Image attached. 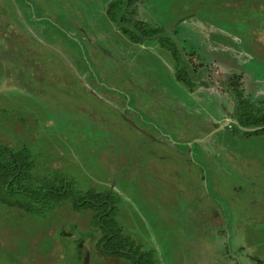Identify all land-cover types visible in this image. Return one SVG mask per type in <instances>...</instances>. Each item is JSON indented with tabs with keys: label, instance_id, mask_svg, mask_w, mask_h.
Returning a JSON list of instances; mask_svg holds the SVG:
<instances>
[{
	"label": "rangeland",
	"instance_id": "rangeland-1",
	"mask_svg": "<svg viewBox=\"0 0 264 264\" xmlns=\"http://www.w3.org/2000/svg\"><path fill=\"white\" fill-rule=\"evenodd\" d=\"M89 1L80 3L83 10L88 9L82 27L89 37L95 34L93 30L98 32L99 44L114 40L119 45H125L126 39L116 30L122 26L127 30L132 25L131 20L139 19L141 21L137 22L140 24L146 20L148 27L160 30L168 31L176 26L175 36L167 40L169 45L172 43L177 50L181 47L184 52L195 54L206 65H218L213 66L215 72L204 74L197 82L200 91H210L211 94L206 92L203 97L206 98L205 102H199L198 107L195 105L193 111L197 113V118L194 122H204L209 117L218 120L222 100L230 102L229 105L223 102V114L231 117L233 101L220 85L221 80L230 83L234 78L235 85L242 87L246 94L252 93L249 95L250 104L258 100L255 84L258 81L264 86V55L256 53L258 49L254 52L252 49L253 43L261 38L259 35L264 36L260 28L259 32L255 30L254 33L252 27L264 23V6L260 11L249 10V6L251 9L259 8L264 0H241L244 3L241 8L227 5L228 2L224 0H212L218 5L217 8L202 6V0H198L194 4L196 7L190 10H187L190 0H131L125 12L119 9L121 4L117 3L121 1L117 0L110 16L105 5L114 0H96L95 6ZM36 2L0 0V8L6 13L5 16L0 14V18L15 23L11 30L26 41V46H31L29 40L42 45L47 57L51 58V50L57 51L55 63L60 69L56 70L65 72L67 83L75 87L81 85L83 90L88 88L93 101L89 106L87 102L66 103L68 96L64 97L65 92L60 88L55 95L49 96L52 92L39 87L36 82L23 84L19 79L13 80L10 76L16 77V72H10L9 76L3 69L2 62L6 59L2 55L7 54L0 50V144L29 146L39 171L59 172L62 178L72 183L74 190L86 193L100 187L113 188L116 195L110 196L116 198L119 204L117 219L124 226L125 234L141 244L143 251L153 254L139 264H264V167H260L261 173L256 174L259 166L253 171L247 165L252 158L260 162L264 160V133L248 136L232 124L226 125L224 131L217 134L218 137L223 135L227 148L226 160L219 159L223 160L225 166L222 168L226 176L225 186L213 191L208 169V188L201 186L196 177L199 174L197 165L189 160L186 163L190 171L174 168V160L165 157L176 153L183 157V146H177L174 152L172 148L161 145L159 151L154 144H149V140H142L139 134V130H150L148 120L153 121L151 129L157 131L160 118L163 119L164 115L175 122L180 119L190 122L192 118L185 112H192L190 106L194 97L200 98L199 93L191 94L181 82L172 80L173 55L163 49L166 39H153L144 48L136 44L133 49L138 52L135 69L129 72L126 79L110 78L109 74L120 73L116 62H111L115 65L112 70L111 63L108 67L98 65V60L104 59V53L93 48L89 42L78 40L80 37L74 29L76 16L73 11H66L64 18H57L58 13L52 10L41 14ZM65 2L68 3V0ZM256 2L257 6L253 7L252 4ZM188 14L190 16L185 17ZM182 16L185 18L180 20ZM255 16L258 19L250 21ZM120 17H123V24L118 19ZM43 26L48 28L46 32L41 31ZM19 28L23 33L18 31ZM4 30L5 27H0V33ZM0 41L4 43V37L0 36ZM117 48L121 49L120 46ZM33 54L29 50L25 56L31 57ZM202 62L195 63L201 67L204 65ZM84 64L93 65L95 71L89 73L90 68ZM220 68L237 74L222 73ZM181 76L187 78L182 71ZM37 79L40 78L37 76ZM65 81H60L62 89L68 85ZM85 81L92 82L93 86L86 85ZM45 82L49 81L45 79ZM117 96L121 101L126 99L130 112L122 103L113 100ZM261 98L264 99V94ZM52 104L57 107L56 110L49 107ZM158 106L164 107L159 109ZM94 111L98 112L97 116L93 115ZM103 116L110 120L111 125L104 121ZM68 121L71 123L68 124ZM171 131L168 129L165 133ZM160 132L152 133V137L159 139L162 136ZM173 132L167 135L170 142L175 143L179 135L176 130ZM196 135L198 131L190 129L182 137ZM137 138L148 145L146 151L142 152L144 144L139 146ZM138 146L141 148H135ZM196 151L194 148V160L198 161L200 158ZM124 152H133L135 161L120 165L116 158ZM141 161L146 163L148 169L141 168ZM151 163L154 164L150 167ZM196 186L195 192L193 189ZM199 188L204 194L215 195H211L215 205L226 211L225 227L232 233L231 250L236 256L235 263L220 257V248L214 246L219 242L215 240L219 222H211L207 218L209 215H200L206 205H201ZM43 211L31 214L17 208L0 207V264H109L105 260L113 264L133 262L102 254L98 241L100 237H91L96 231L92 224V209L77 210L72 200L68 199L51 203ZM208 241L209 247L204 245ZM212 252L219 256V260L205 263Z\"/></svg>",
	"mask_w": 264,
	"mask_h": 264
},
{
	"label": "flooded vegetation",
	"instance_id": "flooded-vegetation-1",
	"mask_svg": "<svg viewBox=\"0 0 264 264\" xmlns=\"http://www.w3.org/2000/svg\"><path fill=\"white\" fill-rule=\"evenodd\" d=\"M37 5L40 8V13L42 14L43 11H47V10H52L54 13L57 12L58 16L57 18H64L66 16V11L69 12V10H72L74 13L75 17V32L76 35H78V40L80 41L82 39L81 42H89L90 44H92L93 48L95 49H99L101 51H103V57L104 61H102L101 59L98 60V65L99 66H106L108 67V64H110L111 62L115 61L117 64V68H119L120 73L117 74H109L108 77L110 78H115V77H120V78H127V76L130 74L129 72L131 70H133V68L135 69L134 65L137 63V59H138V52L137 50H133L135 48L136 44H140L143 48L144 46H146V44L153 40V39H165L167 34H170V39L172 40L173 37L175 36V33L177 32L176 26H174L171 30H160L158 28H153V27H148L145 24V28H149V29H158V33L155 35H143L142 31L140 30H136L134 24L137 21H141V20H134V21H130L131 22V26L130 28L127 29V31L124 28V26H122V28L117 29L116 31H119L124 38L126 39V43L125 45H119V43L115 42L114 40L112 41H105V44H99L98 38H99V34H97L98 32H95L93 30L92 33H95L93 36L91 35L90 37L88 35L85 34L86 30L84 29L83 26V19L84 16L86 15V11L88 12V9L83 10L81 8L80 3H86V0H68V3L65 2V0H36ZM96 0H90L89 3L94 4V6L97 4L95 2ZM117 0H114L112 2L107 3L106 6V11L108 10L109 6L111 3L116 2ZM121 1V7L120 9L123 10V12H125L127 10V8L130 7L131 5V0H120ZM198 0H190L188 1V5L189 8H187V10L189 9H193L194 7H196L194 4H197ZM218 1V0H217ZM226 1V3L228 2L227 5H232V6H239L244 7V3L241 0H224ZM77 3V5H74V3ZM94 2V3H93ZM202 6H218L217 4H215V1L212 0H202L201 1ZM211 3V4H210ZM253 7L257 6V2L252 4ZM93 6V7H94ZM262 6H264V3H261L259 5V8L255 7L254 9H251V6H249V10H256V11H260L262 10ZM92 7V8H93ZM185 8V7H184ZM217 8V7H216ZM90 9V8H89ZM28 11V9H27ZM29 13H31L30 11H28ZM108 13V12H107ZM0 14L2 15H6L4 10H1L0 8ZM0 15V16H1ZM190 14L186 15L185 17H189ZM184 17V18H185ZM31 18H32V14H31ZM183 16L181 17L180 20H182ZM183 18V19H184ZM43 19V18H42ZM119 21L122 20L121 18H118ZM255 19H258V17H253L250 18V21H253ZM111 22V21H110ZM144 23H146V20L144 21ZM207 23V22H205ZM13 24H15L13 21L6 19V18H0V27H5V32H1L0 36L4 37V43L3 41H0V50H4L6 52L7 55H2V57L5 56L6 60H3L2 62V67L3 69L6 70V73L9 75L10 72L15 71L16 72V77L10 76L12 77V79L18 81L21 80L23 82V84H26L28 82H36L38 84L39 87H44L45 89L51 91L52 93H49L51 95H55L56 92H58V88H60V90H63L65 93L63 94L64 97L67 95L68 96V101L66 103H73V104H80L82 102H87V106L92 104L93 99H91L90 93L88 91V88L83 90L82 86L79 85L77 87L71 85L70 83H67L64 79L65 77V72L63 71L62 73H60L59 71H57V65L55 63V57L56 55H58L57 51H53L51 50L53 57H47L46 55V50L43 49L42 45H38V44H33V42H31L29 40L28 44H31V46H26V41L22 38H20L16 32V34L14 35L12 32V26ZM114 24H116V22H114ZM123 24V23H122ZM117 26V24H116ZM129 27V25H127ZM19 27V26H18ZM261 29V31H263V36H264V23L262 24H257L254 27H252L253 32L256 30L257 32H259L258 29ZM48 28H45L44 26L41 28L42 32H46L45 30ZM130 30V32L128 31ZM133 30V31H132ZM11 31V32H10ZM17 31V30H15ZM18 31H22L20 28L18 29ZM134 31H136L135 33H133ZM23 33V31H22ZM48 33V32H47ZM255 33V32H254ZM136 34V36L134 35ZM26 36H28L27 34H25ZM57 35H60L59 33ZM107 35V34H106ZM121 35V36H122ZM254 36H258V34H254ZM261 36V38H258L256 40L255 43H253V52L256 51L258 49L259 52L256 53H261L262 55H264V37H262V34L259 35ZM61 37V35H60ZM77 37V36H76ZM88 37V38H87ZM137 38V39H136ZM20 39V40H19ZM259 41V43L257 44V41ZM35 41V40H34ZM161 41V40H160ZM166 41V40H165ZM263 42V43H262ZM166 42H164L163 44V49H166L167 52L171 53L173 56V58H171L173 60L174 63V69L173 72L171 74L172 80H175L176 82H181L183 84V86L185 87V90H187L189 93L193 94L194 92L197 94L199 93L200 95L198 97L200 98H196L194 97L192 100V105L190 106L191 111H187L185 112V114L187 116H190L192 119L190 122H187L185 120H177L176 122L173 121L174 119L170 118H166V116L168 115H164L163 119H161V124L159 123L160 128L157 129V131H155L154 129H151L150 126H152L153 121L148 120L147 121V127H149L150 130H139L137 128H135V130H139V134H141V138L142 140H149V144H154V148H157L159 151L161 150V145H164L165 147H167L168 149H173L174 152L177 151L176 148L177 146L181 145L183 146L182 148H184V152H183V157H180L177 153L176 155H172V154H168L165 157H171L174 161L172 166L174 168H183L186 169L187 171H190V167H188L186 161H189L191 163H194L195 165L198 166V172L199 174H197V179H198V184H200L201 186L208 188V171L207 169L210 171V181L212 183V189L213 191H215L219 186H225L226 180H225V174L223 175V173L225 172L224 168V162H222L223 160L219 159H224L226 160V152H227V148H226V143L224 142V137L223 135L221 137H218V133L220 131H224L226 125H230L232 124L235 128L237 126H239L236 129H240L242 134L248 135V136H253V135H257L260 133H264V132H260V133H252V134H246L244 132H252V131H258L261 129H264V124L263 125H259V126H251V127H245L243 125L240 124V121L242 122H247V121H254V120H258L257 118H262L264 117V99L261 98L264 94V86L261 85V83H259L258 81H256L255 84V88L257 92V95H259L258 100L251 103L250 104V99H249V95L251 94H246L245 90L240 87L235 85V81L234 78L233 80L229 82H224L223 80L220 81V85L224 88V90L230 95V97L232 98L233 104L231 103V105L233 106L232 109V114L231 117H226L225 114H223V111L225 109V105L223 104V102H225V100H222V108H219V111L221 112L219 114V118L218 120H216L214 117H209L207 118V120H204V122H200L198 123L197 121H193L195 120V118H197L196 114L193 110L194 107L196 105V107H198L199 102H205L206 98L204 97V94L210 93V91H200L197 87V82L203 77L204 74H210L212 72H215V68H213L214 65H217L216 63H211L210 65H206L204 62H202L200 59H198L195 54H191L188 51H183L181 47H179V49L176 52V56L178 58H176L174 56V54L172 53V51L170 50L169 46L166 44ZM75 46H77V44L73 43ZM117 46H120L121 49L117 48ZM111 47V49H110ZM104 48V50H103ZM42 49V51H41ZM29 50H32V53H34L31 57L29 55H26V53H28ZM89 50L91 51L90 47ZM36 52L38 53L37 56H35ZM56 53V55H55ZM60 55V54H59ZM61 56V55H60ZM135 56V57H134ZM61 58H63L61 56ZM120 58V59H118ZM65 60V58H64ZM194 60V62H193ZM198 64L199 62H202L204 65L199 67L198 65H196V63ZM139 63V62H138ZM179 65L178 70L176 68V64ZM185 63V64H184ZM181 65V67H180ZM187 65V66H186ZM84 66L86 68H90L89 73H91V71H95V68L93 67V65L90 64V66H88L87 64ZM218 66V65H217ZM11 68H13L14 70H11ZM111 70L115 68L114 63H111L110 66ZM182 68V69H181ZM60 69V68H59ZM222 73H227V74H237V73H233V72H226V69H222L220 68ZM48 71H50L49 73H47ZM181 71L182 72H186L187 75L190 77V79L187 78H182L181 76ZM217 71V70H216ZM71 72V71H70ZM177 72H179L180 77L177 76ZM42 73V74H41ZM43 73H45V76L43 75ZM47 74H49L50 79L47 77ZM88 75V73H86ZM240 74V73H238ZM36 76V78H34ZM37 76L40 78L39 80L37 79ZM47 79V81H49L48 83L45 82V79ZM90 78V77H89ZM257 80V79H256ZM60 81H65L68 85H65V88L62 89L61 83ZM86 85H90L93 86L92 82L89 81H85ZM261 86H260V85ZM144 85L147 86V82L146 80H144ZM183 87V88H184ZM169 91V93L171 92L169 89H166ZM37 93V92H36ZM172 93V92H171ZM211 94V93H210ZM62 95V97H63ZM47 96V95H46ZM118 98L113 99L114 101L118 102V103H122L123 107L127 109L128 112H130V109L127 107L126 104V99H120L119 96H117ZM166 95L164 96V100ZM169 97V96H168ZM55 100V99H54ZM125 100V101H124ZM261 100V101H260ZM56 101V100H55ZM124 101V102H123ZM175 102H179V100H174ZM252 102V101H251ZM166 103V102H165ZM226 103V102H225ZM229 101H227L226 104L229 105ZM53 105V104H52ZM49 105V107H54V110H56V106L55 105ZM163 105V104H162ZM213 105V103H212ZM248 105H250L249 109H246L245 107ZM83 106H85V104H83ZM86 106V107H87ZM112 107V105H109ZM211 106V105H210ZM157 107V106H156ZM164 106H158L159 109L163 108ZM181 108H183L182 106H180ZM88 109H93L92 106L87 107ZM149 109H156L153 106H148ZM167 110V108H166ZM183 110V109H182ZM155 111V110H154ZM168 112V111H167ZM184 113V112H182ZM93 115L97 116L98 112L94 111ZM106 116H110V115H106ZM102 118H105V116H103ZM158 118V117H157ZM213 120H215V122H213ZM104 121H106L108 124H110V120L108 118H105ZM68 124H70L71 122H67ZM214 123H216L214 125ZM111 125V124H110ZM172 130L169 133H174L173 130H176V133L179 135L177 142L173 143L170 142L169 140V136L167 134L169 133H165L167 132V130ZM187 129H193L198 131V135L196 136H189V137H182L183 135H186V133L189 132V130ZM161 131L160 135H162L159 139H155L152 137V133ZM128 131L130 133H132L129 129ZM155 131V132H153ZM158 134V133H155ZM225 135V134H224ZM124 136V135H123ZM138 140V144L139 146H142L144 144V149L142 152L146 151L148 145L139 140V138H137ZM162 141V142H161ZM143 142V143H142ZM135 147V148H141V147ZM194 148L195 150H197V154L200 158V160L196 161L194 160ZM155 151V150H154ZM156 152V151H155ZM219 155V156H218ZM133 152L127 153L124 152L122 155L117 156L116 160L120 165H124V164H131V162L133 163L135 160L133 159ZM254 159V160H253ZM185 160V161H184ZM158 161V160H157ZM157 161H155L157 163ZM184 161V162H183ZM239 161H241V159H239ZM247 161V159H246ZM239 163V162H238ZM149 164V163H148ZM154 163H151L149 166L151 167ZM243 164V162H242ZM247 165L251 166V169H253V171H255L254 169H257V166H259V170L257 169L256 174H258L259 172L261 173L260 167H264V160L263 161H256L255 158H252L251 160H248ZM36 166H37V162H36ZM141 168H143L144 170L147 168L146 163L144 161H141L140 164ZM148 169V168H147ZM259 173V174H260ZM195 190V192L197 191V186L195 187V189H193V191ZM95 192H107L108 194H112V195H116L115 194V190L113 188L110 187V189H105L104 187H100L99 190H95ZM212 196H215L213 194H211ZM210 194H204V191L201 190L199 188L198 190V196L199 199L201 200V205H206V208L204 209V211L200 212V215L209 218L212 221L217 220L219 223V227L217 228V236H215V240H218L219 242H217L214 246L216 248H220L219 252H220V257H225L226 260H230L233 261V263L237 262L236 260V256H233L232 253V243H231V237H232V233L229 229H226L225 225H226V221L224 219L225 215H226V211L224 209L221 210L220 207L218 205H215V203L213 202L212 198H211ZM119 204L115 203L114 204V210L111 207L107 208V211L112 210L114 214V218L116 219V221L122 226L123 230L124 226L118 221L117 219V208L119 209ZM83 209H90V208H83ZM81 209V211L83 210ZM108 213V212H106ZM116 214V215H115ZM213 224V223H212ZM104 229L103 225L101 224L99 227L95 226V230L97 231V233L99 234V237H101L104 233ZM125 232V231H124ZM133 239V238H132ZM83 241V240H82ZM82 241L80 243H82ZM135 244L137 246L141 245L138 244L135 241ZM205 246L209 247V241L207 243L204 244ZM141 250L142 246L140 247ZM103 255L107 256V257H115V256H110V255H106L104 253H102ZM102 255V256H103ZM215 256V257H214ZM219 256L218 255H213V252L211 254V256H209V258L205 259V263L206 262H215L217 260H219ZM214 257V258H213ZM249 257V256H248ZM118 258V257H117ZM105 259V258H104ZM103 259V260H104ZM124 261H129L128 259H122ZM107 263L109 264H113L110 263V260L107 261L105 260ZM239 261V260H238ZM89 262V261H88ZM132 264V263H131Z\"/></svg>",
	"mask_w": 264,
	"mask_h": 264
},
{
	"label": "trees",
	"instance_id": "trees-1",
	"mask_svg": "<svg viewBox=\"0 0 264 264\" xmlns=\"http://www.w3.org/2000/svg\"><path fill=\"white\" fill-rule=\"evenodd\" d=\"M114 4V2L111 3L107 10L109 16L112 15L113 7L116 6ZM117 4H121V2ZM120 18L123 19V17ZM138 23H135V28L142 31L143 35L158 33V29L145 28L144 22L139 23V25ZM169 38H171L170 34H167L166 41ZM168 42L166 44L174 56L178 58L176 56L177 48L172 43L169 45ZM176 68L178 70L177 64ZM184 73L187 75L186 72ZM177 76L180 77L179 72H177ZM187 77L190 79L188 75ZM257 119L247 122L240 121V124L245 127L264 124V117ZM260 132H264V129L244 133L254 134ZM59 174V172L39 171L36 166V159L33 157L29 146L25 144L21 146L0 144V207L17 208L19 211H27L31 214L43 213L44 208L51 205V203L71 199L73 207L77 210L92 209L94 211L92 224L98 227L102 224L105 228L103 235L98 240L102 253L125 260L128 259L131 262L133 261L132 264H139L149 256L152 257L153 254L150 251L141 250V245L137 246L135 240L125 234L122 226L114 218L113 211H107L108 207L113 210L115 207L116 198L112 197V199V194L95 191L82 193L74 190L72 183ZM94 233L95 235H91V237L96 239L99 234L97 231Z\"/></svg>",
	"mask_w": 264,
	"mask_h": 264
},
{
	"label": "water",
	"instance_id": "water-1",
	"mask_svg": "<svg viewBox=\"0 0 264 264\" xmlns=\"http://www.w3.org/2000/svg\"><path fill=\"white\" fill-rule=\"evenodd\" d=\"M88 264V263H87Z\"/></svg>",
	"mask_w": 264,
	"mask_h": 264
}]
</instances>
